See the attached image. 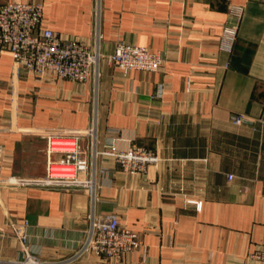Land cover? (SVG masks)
Instances as JSON below:
<instances>
[{
	"label": "crops",
	"instance_id": "0c3cea01",
	"mask_svg": "<svg viewBox=\"0 0 264 264\" xmlns=\"http://www.w3.org/2000/svg\"><path fill=\"white\" fill-rule=\"evenodd\" d=\"M15 1L43 4L46 26L61 35L92 45L98 31L104 54L125 42L166 63L125 75L102 62L98 85L39 80L0 44V180L44 178L48 135L93 123L99 151L137 145L159 159L130 176L100 157L87 172L92 189L0 184V264L22 260L12 225L24 220L31 254L52 264H262L253 256L264 250V0L0 4ZM226 27L238 30L232 55L220 48ZM240 115L248 121L235 125ZM92 141L81 139L84 152ZM93 212L116 214L144 247L115 259L79 255Z\"/></svg>",
	"mask_w": 264,
	"mask_h": 264
},
{
	"label": "built area",
	"instance_id": "2783aa9c",
	"mask_svg": "<svg viewBox=\"0 0 264 264\" xmlns=\"http://www.w3.org/2000/svg\"><path fill=\"white\" fill-rule=\"evenodd\" d=\"M44 9L43 4L30 2L15 1L0 4L1 46L11 53L17 68L39 80L51 75L62 80L77 83L91 81L98 85L102 62H107L125 75L131 71L157 72L166 63L163 53L125 42L119 43L114 52L104 54L100 50L101 36L98 31H96L95 43L92 45L76 37L61 35L46 26ZM231 12L238 18L243 15V9L240 7H232ZM237 38V28H224L220 43L221 50L232 55ZM188 84H191L190 79ZM163 94L164 88L160 84L154 97L162 98ZM245 121H248V118L244 115L234 119L235 125H241ZM260 121L264 122L262 119ZM95 136V123L83 132L49 134L46 176L29 182L9 178L0 180V184L30 183L46 188L87 187L92 189L95 183L87 177V172L100 157L113 159L130 176L143 175L147 173L150 165L159 162L154 153L137 145L120 150L115 144H110L99 151L94 141ZM84 137L93 138L87 148L90 152L82 150L80 142ZM55 141L61 143L56 149L53 148ZM1 155L2 147L0 146V157ZM80 173H86V177ZM229 179H232V176ZM196 206L201 208V204ZM89 221L88 235L79 255L91 254L96 257L115 259L144 247L142 235L123 226L116 214L97 215L93 212L89 215ZM28 227L29 223L26 220L12 225L14 237L22 247L23 253L22 260L17 264H52L31 254ZM253 258L264 264V250L258 251Z\"/></svg>",
	"mask_w": 264,
	"mask_h": 264
}]
</instances>
